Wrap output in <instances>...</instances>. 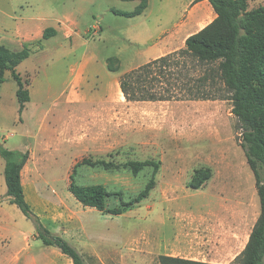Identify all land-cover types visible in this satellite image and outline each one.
Masks as SVG:
<instances>
[{
	"label": "rangeland",
	"instance_id": "1",
	"mask_svg": "<svg viewBox=\"0 0 264 264\" xmlns=\"http://www.w3.org/2000/svg\"><path fill=\"white\" fill-rule=\"evenodd\" d=\"M142 1L0 0V45L14 52L25 45L30 51L16 71L31 95L20 115L18 86L5 73L0 146L29 151L22 171L26 200L85 264H160V256L238 264L240 248L223 253L210 245L224 234L244 240L260 214L227 91L207 83L217 100L137 103L127 102L119 87H98L183 49L189 36L214 20L192 29L196 10V16L202 13L199 0H146L143 14H118L134 11ZM248 4L252 10L264 0ZM49 27L59 32L38 40ZM110 58L117 60L118 72L108 70ZM91 60L89 87H68L72 70L81 83ZM188 67L194 79L216 70ZM131 162L150 166L135 175L126 167ZM4 170L0 155V264H72L45 246L34 222L10 202ZM197 170L199 177L209 170L211 179L193 189ZM72 175L79 186L102 185L111 195L106 200L111 210L135 199L152 178L155 187L113 215L80 204L69 191Z\"/></svg>",
	"mask_w": 264,
	"mask_h": 264
},
{
	"label": "trees",
	"instance_id": "2",
	"mask_svg": "<svg viewBox=\"0 0 264 264\" xmlns=\"http://www.w3.org/2000/svg\"><path fill=\"white\" fill-rule=\"evenodd\" d=\"M130 1V0H124ZM216 17L199 32L185 40V47L162 56L119 77V86L127 102H171L217 100L207 83L221 85L229 94L232 114L241 130V146L247 163L253 172L260 202V214L252 229L249 241L235 259L238 264H264V6L249 10L248 0H207ZM144 0L132 12H118L128 18L143 14L147 8ZM54 28L43 32V39L55 36ZM30 51L24 45L21 51H12L0 45V85L5 73L10 72L18 89L19 114L22 115L31 100L28 89L16 68L28 59ZM116 59L107 60V68L118 72ZM189 63L215 66L206 69L198 79L190 76ZM217 72V74H216ZM191 83L196 84L192 87ZM222 90V89H221ZM220 89L217 90L219 92ZM0 155L5 160L4 177L10 202L36 226L37 238L47 247H55L68 257L72 264H85L82 255L61 236L54 235L44 226L26 200L22 171L29 160L28 150H9L0 146ZM149 162H131L126 165L133 174H138ZM209 170L195 171L193 189H200L211 179ZM155 187L152 178L145 189L132 201L116 209H107L106 200L111 196L102 185L79 186L73 175L69 191L83 206L100 212L121 215L134 204L147 198ZM160 264H203L171 256H160Z\"/></svg>",
	"mask_w": 264,
	"mask_h": 264
},
{
	"label": "crops",
	"instance_id": "3",
	"mask_svg": "<svg viewBox=\"0 0 264 264\" xmlns=\"http://www.w3.org/2000/svg\"><path fill=\"white\" fill-rule=\"evenodd\" d=\"M208 4H209V2L207 0H199V2L196 4V8H202V13L196 16L197 11H198V10H196V14L194 16V22L195 23H194V26H192V29L196 28L197 25H199L200 23L206 21L210 17H212L213 19H215L216 15H215V13L213 11H211V7H209ZM55 30H56V32H59V30L57 28H55ZM32 32H34V31H33L32 27H31L30 31L28 32V36H32L31 35ZM43 32L38 37H36L38 40L43 39L42 38L43 37ZM153 60H155V59H153ZM149 62H151V60ZM149 62H147V63H149ZM86 64H87V68L88 69L86 71L85 76L82 78L81 83L78 81L77 78L74 79V74H73V70H72V74H71L72 79H71L68 87H75L77 83L78 84H81V87H84V86L85 87H89V86L86 85L87 84V80L89 79L88 70L93 65V61L92 60L91 61H88ZM92 86H94V84H92ZM98 87H109V89H110V87H119V89H120V86H119V78L117 76V77L109 80V82L103 83V84L99 85ZM251 232H252V230L250 231V233L248 234V236H246L245 239L244 240L242 239L241 241H240V237H239L238 234L232 235V236H234L233 239H231L232 238L231 235L224 234L223 236H221L220 238H218V240L216 242H214V243L211 242L210 245L216 247L218 250H222L223 253H229V252L235 251L238 248L241 249V253H242V251L245 249V247H246V245H247V243L249 241V237H250ZM228 237L232 241H228L227 240ZM204 241H205V239H204ZM205 242H207V241H205ZM63 256H65V255H63ZM182 258H184L185 260H188V261L197 262V263H203V264H231V263H224L222 261L221 262L213 261L211 259H209V260H198V259L189 258V257H182ZM223 260L224 261L227 260V254L224 255Z\"/></svg>",
	"mask_w": 264,
	"mask_h": 264
}]
</instances>
